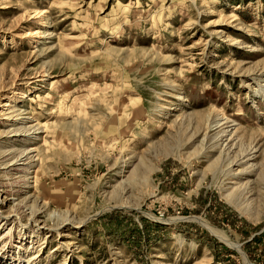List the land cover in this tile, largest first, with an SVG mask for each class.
Wrapping results in <instances>:
<instances>
[{
  "label": "rangeland",
  "instance_id": "374dc122",
  "mask_svg": "<svg viewBox=\"0 0 264 264\" xmlns=\"http://www.w3.org/2000/svg\"><path fill=\"white\" fill-rule=\"evenodd\" d=\"M255 236L264 0H0V264H263Z\"/></svg>",
  "mask_w": 264,
  "mask_h": 264
},
{
  "label": "bare ground",
  "instance_id": "6f19581e",
  "mask_svg": "<svg viewBox=\"0 0 264 264\" xmlns=\"http://www.w3.org/2000/svg\"><path fill=\"white\" fill-rule=\"evenodd\" d=\"M47 10L46 9H42V10H40L39 12H37L38 14H44L45 12H46ZM216 121V120H215ZM227 122V121H226ZM215 125H217V124H215ZM210 126L211 128H212V130L213 129H215V130H217V129H219V138H220V140H222L223 139V137H226L227 138V136H229V134H230V130H228L227 128L225 129V128H222V126L224 125V123H222V125H220L219 127L218 126ZM227 127V126H226ZM32 128V127H31ZM30 128V129H31ZM221 128V129H220ZM229 128V127H228ZM38 129V128H37ZM37 129H34V127H33V130L29 133H27V134H34V133H36L37 132ZM16 131V130H15ZM17 132H19V131H17ZM24 134V133H23ZM22 134V135H23ZM15 135H17V134H15ZM232 137V136H231ZM227 139H230L231 141L230 142H232L234 139L233 138H227ZM234 143H232V145H233ZM35 151H37V148H32V149H26V150H22L19 154H18V156H17V160L14 162V163H11L10 165H8V167L7 168H9L10 166H19V165H25V164H27V161L28 160H32V162L34 161L33 160V158H34V156L35 155H32L33 154V152H35ZM225 151V150H224ZM223 152V151H222ZM229 153L230 152H227L226 154H227V156H229ZM6 154H9V153H7L6 151H5V153H2L1 154V156H3V157H5L6 156ZM36 155H38V154H36ZM253 155H255V154H253V152L252 151H245V152H242L241 154H240V159L239 160H236V158H234V159H232L231 161H230V163H228V165H227V167H231L230 168V170H229V174H232L233 176H237V175H239V174H243L244 173V171L246 170L245 168H243L242 170H237L236 171V169L239 167V166H242L243 164H245L246 162H248L249 160H251L252 158H253ZM19 162V163H18ZM26 162V163H25ZM235 166H237V168L235 169V172H233V168L235 167ZM37 173H38V170L36 171V174H35V176H34V187H36V185H37ZM41 209V208H40ZM33 213L36 215V214H38V213H40L41 211H38V209H35V208H33ZM194 219H196V220H202L203 221V219H201L200 217H196V218H194ZM201 222V221H200ZM209 228H210V230H212L215 234H217L218 236H220V237H222L223 239H226V240H228L229 241V239L227 238V236H225V234L223 233V232H221L220 230H218L217 228H215V227H212V226H210L209 225ZM12 233V229L10 228L9 229V231H8V234H11ZM213 233V234H214ZM214 234V235H215ZM222 240V239H221ZM231 244L233 245V246H239V244H234V243H232L231 242ZM231 245V246H232ZM232 246V247H233ZM239 249H241V247L239 246ZM242 250V249H241Z\"/></svg>",
  "mask_w": 264,
  "mask_h": 264
},
{
  "label": "trees",
  "instance_id": "16d2710c",
  "mask_svg": "<svg viewBox=\"0 0 264 264\" xmlns=\"http://www.w3.org/2000/svg\"><path fill=\"white\" fill-rule=\"evenodd\" d=\"M141 220L144 224L145 227H147V224H149V221L145 218V217H141ZM154 225V227L157 229V232L159 233L160 230L163 228V225L162 224H158V223H154L152 224ZM138 230H136V233L137 234H141L142 233V229L141 228H137ZM259 237L255 236L252 241H250L248 244H246L245 246V250L247 251L249 257L251 260H253L254 262H262L264 264V254H262V256L259 257V255L257 256V253L256 251H252L250 249V245L252 244V242L254 240H258ZM209 240L213 241V243L215 244V247H212V249L214 250L215 252V258L220 261V262H225L226 260H229L231 261L232 258H230V255L232 253L233 250L229 249L226 245H224L223 243H219L216 239H214L213 237H209ZM142 241V240H140ZM139 246L141 247V243H139ZM138 246V247H139ZM221 252H225L227 254V258L225 259Z\"/></svg>",
  "mask_w": 264,
  "mask_h": 264
},
{
  "label": "water",
  "instance_id": "95a60500",
  "mask_svg": "<svg viewBox=\"0 0 264 264\" xmlns=\"http://www.w3.org/2000/svg\"><path fill=\"white\" fill-rule=\"evenodd\" d=\"M208 229V228H207ZM209 230V229H208ZM210 231V230H209ZM211 232V231H210ZM212 233V232H211ZM213 234V233H212ZM214 235V234H213ZM216 236V235H215ZM217 237V236H216ZM221 240V239H220ZM245 258H247V261H249L248 256L244 253Z\"/></svg>",
  "mask_w": 264,
  "mask_h": 264
}]
</instances>
